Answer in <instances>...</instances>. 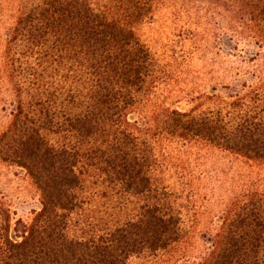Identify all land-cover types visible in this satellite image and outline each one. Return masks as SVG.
Here are the masks:
<instances>
[{
	"label": "trees",
	"instance_id": "1",
	"mask_svg": "<svg viewBox=\"0 0 264 264\" xmlns=\"http://www.w3.org/2000/svg\"><path fill=\"white\" fill-rule=\"evenodd\" d=\"M16 1L0 67L16 103L0 159L27 172L41 208L13 223L0 200V264H128L178 243L184 221L155 136L264 161L262 79L206 95V107L132 118L157 84L133 29L152 0ZM230 2L242 33L264 47V0ZM201 264H264V195L233 207Z\"/></svg>",
	"mask_w": 264,
	"mask_h": 264
},
{
	"label": "rangeland",
	"instance_id": "2",
	"mask_svg": "<svg viewBox=\"0 0 264 264\" xmlns=\"http://www.w3.org/2000/svg\"><path fill=\"white\" fill-rule=\"evenodd\" d=\"M152 1L150 15L133 29L154 56L157 84L133 119L147 121L165 108L206 107V95L226 96L225 88L237 80H264V47L242 33L229 11L230 0ZM16 4L0 0V67ZM15 103V87L1 72L0 137L12 123ZM151 142L160 161L159 175L182 214L183 234L169 249L133 257L128 264H201L233 207L254 194L264 195V161L248 160L201 140L155 136ZM0 200L13 223H31L41 208L40 193L27 172L1 159Z\"/></svg>",
	"mask_w": 264,
	"mask_h": 264
}]
</instances>
